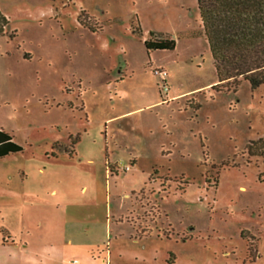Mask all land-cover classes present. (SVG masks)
Segmentation results:
<instances>
[{"label":"rangeland","instance_id":"obj_1","mask_svg":"<svg viewBox=\"0 0 264 264\" xmlns=\"http://www.w3.org/2000/svg\"><path fill=\"white\" fill-rule=\"evenodd\" d=\"M0 12V264H264V82L216 85L195 0Z\"/></svg>","mask_w":264,"mask_h":264},{"label":"trees","instance_id":"obj_2","mask_svg":"<svg viewBox=\"0 0 264 264\" xmlns=\"http://www.w3.org/2000/svg\"><path fill=\"white\" fill-rule=\"evenodd\" d=\"M198 18L216 76V85H235L238 79L250 88L264 82V0H195ZM7 24L0 12V35ZM143 41L146 50L172 49L167 37ZM250 154L264 157V135L247 144ZM21 150L0 129V157Z\"/></svg>","mask_w":264,"mask_h":264},{"label":"built area","instance_id":"obj_3","mask_svg":"<svg viewBox=\"0 0 264 264\" xmlns=\"http://www.w3.org/2000/svg\"><path fill=\"white\" fill-rule=\"evenodd\" d=\"M153 73L161 76V78L163 79L162 89L166 90L167 86L164 82L165 81L164 77L166 76V72L163 69H153Z\"/></svg>","mask_w":264,"mask_h":264}]
</instances>
